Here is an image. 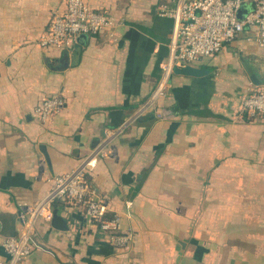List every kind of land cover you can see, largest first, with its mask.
<instances>
[{"label":"crops","instance_id":"crops-1","mask_svg":"<svg viewBox=\"0 0 264 264\" xmlns=\"http://www.w3.org/2000/svg\"><path fill=\"white\" fill-rule=\"evenodd\" d=\"M64 1L0 0V261L23 207L150 97L167 55L172 20L160 12L175 0H84L112 27L42 46ZM194 66L206 71L175 68L155 100L172 118L131 121L88 175L129 245L54 202L66 228L37 221L38 246L18 264H264V114L240 109L251 74L264 81V47L238 39ZM48 96L63 104L42 121L35 109Z\"/></svg>","mask_w":264,"mask_h":264},{"label":"built area","instance_id":"built-area-1","mask_svg":"<svg viewBox=\"0 0 264 264\" xmlns=\"http://www.w3.org/2000/svg\"><path fill=\"white\" fill-rule=\"evenodd\" d=\"M64 3V8L50 17L40 39L42 46L61 47L72 37L97 34L113 25L106 10L93 9L84 0H65ZM242 10L244 12L239 14ZM160 15L171 18L172 28L167 55L161 64V77L150 97L124 121L114 127H106L100 140L74 169L54 175L52 187L41 201L23 207L17 233L1 240L7 259L1 260L0 264H18L38 246L34 239L36 223L40 219L50 222L54 202L79 206L87 219L108 232L111 244L127 246L132 235L129 231L120 230L118 215L106 216L103 199L96 196L88 184L91 170L108 154L113 139L123 133L131 121L148 111L162 119L172 118L173 113L156 107L155 100L166 91L175 68L209 59L238 39L264 47V0H175L174 7L162 10ZM249 90L242 101L241 111L250 116L263 115L264 83ZM62 104L61 97H44L35 112L45 121Z\"/></svg>","mask_w":264,"mask_h":264},{"label":"water","instance_id":"water-1","mask_svg":"<svg viewBox=\"0 0 264 264\" xmlns=\"http://www.w3.org/2000/svg\"><path fill=\"white\" fill-rule=\"evenodd\" d=\"M243 12H244V10L239 11V14H241ZM62 61H64V59H62ZM175 70L178 73H182V74H186V75H199L202 72L206 71L205 69L196 67L194 65H187V66L184 65V67H179V68H176ZM251 77H252L253 81L255 83H257V85L264 83V81L259 79L256 75L251 74ZM51 215H52V217H51L50 222H51L53 227L58 228V229H65L66 228L65 221L59 215H57V212L55 210L52 211Z\"/></svg>","mask_w":264,"mask_h":264},{"label":"rangeland","instance_id":"rangeland-1","mask_svg":"<svg viewBox=\"0 0 264 264\" xmlns=\"http://www.w3.org/2000/svg\"><path fill=\"white\" fill-rule=\"evenodd\" d=\"M245 43H247V42L245 41ZM217 54H218V53H217ZM217 54H215V56H216ZM215 56H212V57H210V58H215ZM210 58H209V59H210ZM241 114H242V113H241ZM144 115H145V114H144ZM239 116H243V115H240V114H239Z\"/></svg>","mask_w":264,"mask_h":264},{"label":"trees","instance_id":"trees-1","mask_svg":"<svg viewBox=\"0 0 264 264\" xmlns=\"http://www.w3.org/2000/svg\"><path fill=\"white\" fill-rule=\"evenodd\" d=\"M57 203H59V202H56V203H54V207H56V206H57ZM59 204H61V203H59Z\"/></svg>","mask_w":264,"mask_h":264}]
</instances>
